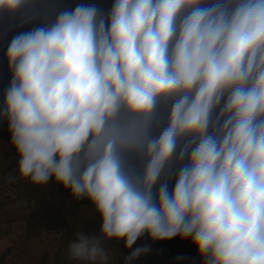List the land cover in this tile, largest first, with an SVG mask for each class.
Returning <instances> with one entry per match:
<instances>
[{
	"label": "clouds",
	"instance_id": "obj_1",
	"mask_svg": "<svg viewBox=\"0 0 264 264\" xmlns=\"http://www.w3.org/2000/svg\"><path fill=\"white\" fill-rule=\"evenodd\" d=\"M5 13L34 24L4 55L17 175L100 218L70 260L109 264L105 242L147 235L190 240L201 264H264V0H0Z\"/></svg>",
	"mask_w": 264,
	"mask_h": 264
},
{
	"label": "crops",
	"instance_id": "obj_2",
	"mask_svg": "<svg viewBox=\"0 0 264 264\" xmlns=\"http://www.w3.org/2000/svg\"><path fill=\"white\" fill-rule=\"evenodd\" d=\"M102 0H44L45 5L74 8L77 4H97ZM19 16L0 14V29L9 21L27 31L34 24L19 26ZM8 42L0 41V96L10 81L4 59ZM17 156L10 144L7 123L0 122V180L17 176L23 203L0 198V264H72L68 258V245L72 239L61 244H43L37 239V223L47 219L51 226H66L75 234L83 231L98 234L100 218L88 200H75L68 190L54 181L36 186L20 179L16 172ZM190 244L192 247H190ZM149 246L150 251L132 261V264H201L196 247L190 240L179 237L171 240L151 241L147 235L137 240L131 249H125L124 241L105 242L110 253L109 264H124V259L137 247ZM189 249V250H188ZM183 257V259H177Z\"/></svg>",
	"mask_w": 264,
	"mask_h": 264
},
{
	"label": "built area",
	"instance_id": "obj_3",
	"mask_svg": "<svg viewBox=\"0 0 264 264\" xmlns=\"http://www.w3.org/2000/svg\"><path fill=\"white\" fill-rule=\"evenodd\" d=\"M114 0H102L96 5L105 12L110 9ZM18 178L14 183L0 180V198L6 199L10 202L23 203L24 200L21 196L19 189ZM75 233L71 232L66 226L53 227L50 225L47 219H41L37 223V239L43 244H61L67 240L74 239ZM72 264H77L76 261H72Z\"/></svg>",
	"mask_w": 264,
	"mask_h": 264
},
{
	"label": "water",
	"instance_id": "obj_4",
	"mask_svg": "<svg viewBox=\"0 0 264 264\" xmlns=\"http://www.w3.org/2000/svg\"><path fill=\"white\" fill-rule=\"evenodd\" d=\"M20 32V28L14 26L11 22L7 21L4 24V27L0 29V41L9 42L13 35H16ZM2 258H0V263Z\"/></svg>",
	"mask_w": 264,
	"mask_h": 264
},
{
	"label": "rangeland",
	"instance_id": "obj_5",
	"mask_svg": "<svg viewBox=\"0 0 264 264\" xmlns=\"http://www.w3.org/2000/svg\"><path fill=\"white\" fill-rule=\"evenodd\" d=\"M190 247H192V245L190 244ZM189 250V249H188Z\"/></svg>",
	"mask_w": 264,
	"mask_h": 264
}]
</instances>
